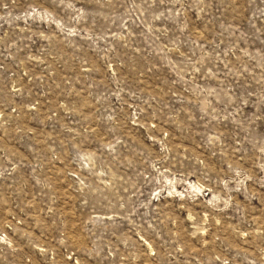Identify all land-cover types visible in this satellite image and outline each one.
<instances>
[{
  "label": "rangeland",
  "instance_id": "1",
  "mask_svg": "<svg viewBox=\"0 0 264 264\" xmlns=\"http://www.w3.org/2000/svg\"><path fill=\"white\" fill-rule=\"evenodd\" d=\"M0 264H264V0H0Z\"/></svg>",
  "mask_w": 264,
  "mask_h": 264
}]
</instances>
